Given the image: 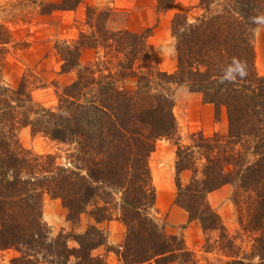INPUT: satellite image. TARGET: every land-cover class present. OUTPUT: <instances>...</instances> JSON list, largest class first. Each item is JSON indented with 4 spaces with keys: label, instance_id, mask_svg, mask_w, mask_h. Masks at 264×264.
Instances as JSON below:
<instances>
[{
    "label": "trees",
    "instance_id": "1",
    "mask_svg": "<svg viewBox=\"0 0 264 264\" xmlns=\"http://www.w3.org/2000/svg\"><path fill=\"white\" fill-rule=\"evenodd\" d=\"M81 1L48 7L74 11ZM175 1L156 0V11L168 12ZM198 2L204 12L197 21L184 13L171 19L174 73L163 71L150 54L152 29H111L110 10L88 6V32H80L73 44L60 41L53 47L60 74L76 72L69 84L55 85V107L33 99L29 75L14 88L0 80V251L19 253L11 264H107L92 254L106 243L95 225L81 235L49 239L42 222L44 195L61 201L71 223L88 207L95 223L119 221L123 242L108 251L120 264H197L184 240L167 235L151 214L156 193L149 158L163 139L176 146L174 204L203 233L218 234L225 264H264V75L256 72L253 48V30L264 23V0ZM11 43L0 24V73ZM84 50L96 53L87 65L80 63ZM171 85L200 94L216 118L223 108L227 133H194L189 145H180ZM19 128L67 147L64 163L25 149L17 139ZM184 171L191 177L183 186ZM224 185L234 187L230 200L240 231L250 240L247 251L236 245L238 238L227 233L207 201V194ZM246 205L251 208L243 209ZM68 240L78 247L70 248Z\"/></svg>",
    "mask_w": 264,
    "mask_h": 264
},
{
    "label": "rangeland",
    "instance_id": "2",
    "mask_svg": "<svg viewBox=\"0 0 264 264\" xmlns=\"http://www.w3.org/2000/svg\"><path fill=\"white\" fill-rule=\"evenodd\" d=\"M60 0H0V24L10 32L12 43L6 48L3 66L0 73L2 84L9 88L18 85L23 75H29L33 99L45 107L57 104L56 86L63 87L72 82L76 72L60 74L61 60L53 47L55 42L66 41L73 44L80 32H88L85 25L86 8L109 9L111 16L107 23L114 30L127 29L133 33H142L147 29L152 32L147 39L150 54L156 59L159 67L168 73L177 69L175 39L171 35L170 23L175 13H184L188 21L195 22L203 14L199 7L188 4L182 12L177 10L183 5L176 0L172 8L159 14L156 11V0H82L74 11H50L49 4H57ZM214 5L213 8H215ZM184 7V5H183ZM254 65L258 75H264V23L253 30ZM94 50L82 51L80 63L87 65L94 61ZM37 80V81H35ZM170 91L174 101L173 113L176 118L180 145L190 144V135L202 133L212 136L227 133V121L223 108L217 112L212 105L203 102L198 93L189 91L186 86L171 85ZM19 143L35 155H54L58 163H64L67 147L51 141L41 135H32L28 128L17 130ZM176 146L173 142L160 140L149 158L152 185L156 193L152 216L162 225L167 235L179 236L185 246L195 253L197 264H225L228 261L219 250L218 234L203 233L197 221H189L187 213L174 204L176 197ZM191 174L184 171L180 175L184 186ZM162 188L158 198V187ZM234 191L231 185L207 194V201L219 216L229 235L237 237L236 245L248 250L250 241L243 236L238 223V210L230 200ZM250 194H246V198ZM160 199V200H159ZM159 200V201H158ZM248 205V204H247ZM243 206V209L251 206ZM91 207L82 213L79 219L71 223L66 220V209L59 199L48 195L42 197V222L49 229V239L59 234H83L89 226L95 225L105 236V246L92 252L100 256L107 264H120L117 256L108 248H119L123 242L125 229L115 218L110 221L95 223L89 215ZM240 233V234H239ZM70 248H77L73 240H68ZM207 251V252H206ZM19 253L11 248L0 251V264H11ZM38 264H47L42 261ZM145 264H155L149 262ZM191 264V263H188Z\"/></svg>",
    "mask_w": 264,
    "mask_h": 264
},
{
    "label": "crops",
    "instance_id": "3",
    "mask_svg": "<svg viewBox=\"0 0 264 264\" xmlns=\"http://www.w3.org/2000/svg\"><path fill=\"white\" fill-rule=\"evenodd\" d=\"M182 4L184 5V7H183V5H182V6L177 10V12H182V11L184 10L185 6H187L188 4H190L191 6H196V7L194 8V10H195L196 8H198V7H197L198 0H182Z\"/></svg>",
    "mask_w": 264,
    "mask_h": 264
},
{
    "label": "bare ground",
    "instance_id": "4",
    "mask_svg": "<svg viewBox=\"0 0 264 264\" xmlns=\"http://www.w3.org/2000/svg\"><path fill=\"white\" fill-rule=\"evenodd\" d=\"M161 194H162V188L159 186L158 187V198H161ZM160 200V199H159ZM158 200V201H159Z\"/></svg>",
    "mask_w": 264,
    "mask_h": 264
}]
</instances>
